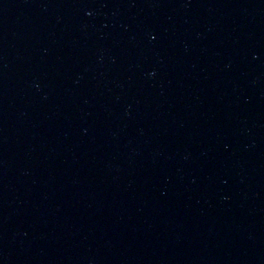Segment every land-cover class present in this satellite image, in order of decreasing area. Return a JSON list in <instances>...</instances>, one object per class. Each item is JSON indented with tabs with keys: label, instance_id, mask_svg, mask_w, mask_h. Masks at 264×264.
<instances>
[{
	"label": "water",
	"instance_id": "obj_1",
	"mask_svg": "<svg viewBox=\"0 0 264 264\" xmlns=\"http://www.w3.org/2000/svg\"><path fill=\"white\" fill-rule=\"evenodd\" d=\"M0 264H264V0H0Z\"/></svg>",
	"mask_w": 264,
	"mask_h": 264
}]
</instances>
